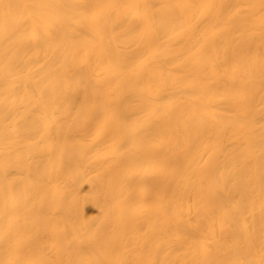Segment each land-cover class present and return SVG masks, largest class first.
Instances as JSON below:
<instances>
[{"label":"bare ground","instance_id":"1","mask_svg":"<svg viewBox=\"0 0 264 264\" xmlns=\"http://www.w3.org/2000/svg\"><path fill=\"white\" fill-rule=\"evenodd\" d=\"M0 264H264V0H0Z\"/></svg>","mask_w":264,"mask_h":264}]
</instances>
